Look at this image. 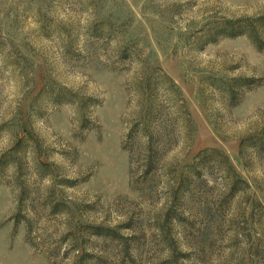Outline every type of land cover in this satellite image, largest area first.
I'll return each mask as SVG.
<instances>
[{
  "label": "rangeland",
  "instance_id": "374dc122",
  "mask_svg": "<svg viewBox=\"0 0 264 264\" xmlns=\"http://www.w3.org/2000/svg\"><path fill=\"white\" fill-rule=\"evenodd\" d=\"M0 264H264V0H0Z\"/></svg>",
  "mask_w": 264,
  "mask_h": 264
}]
</instances>
